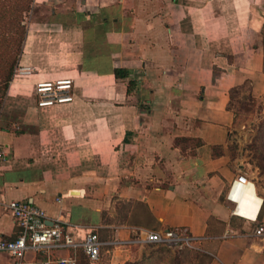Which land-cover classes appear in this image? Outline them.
<instances>
[{
  "label": "crops",
  "instance_id": "1",
  "mask_svg": "<svg viewBox=\"0 0 264 264\" xmlns=\"http://www.w3.org/2000/svg\"><path fill=\"white\" fill-rule=\"evenodd\" d=\"M60 78L72 101L37 107L35 83ZM242 89L264 98V0H33L5 93L19 109L0 122V196L95 229L100 264L173 227L200 239L205 264H264V188L238 189L235 213L227 197L245 173L230 152ZM16 231L0 208V238Z\"/></svg>",
  "mask_w": 264,
  "mask_h": 264
},
{
  "label": "built area",
  "instance_id": "2",
  "mask_svg": "<svg viewBox=\"0 0 264 264\" xmlns=\"http://www.w3.org/2000/svg\"><path fill=\"white\" fill-rule=\"evenodd\" d=\"M34 96L36 106L40 108L59 103L71 102L73 99L71 78L56 80H40L35 83ZM3 152L0 149V158ZM252 184L245 173L236 175L230 184L227 197L231 198L233 189ZM0 208L8 213L17 227L13 238H0V251L6 252L13 264H78L80 253L87 264H100L102 242L92 228L84 229L81 236L77 233L79 227L56 219L50 221L45 211L27 199L6 200L0 196ZM253 234L264 236V221L258 222L253 228ZM143 242L158 244H178L191 247L199 243V238L192 236L184 227L167 228L162 231H147ZM66 250V255L57 252ZM33 252L31 259L26 258L27 252Z\"/></svg>",
  "mask_w": 264,
  "mask_h": 264
},
{
  "label": "rangeland",
  "instance_id": "3",
  "mask_svg": "<svg viewBox=\"0 0 264 264\" xmlns=\"http://www.w3.org/2000/svg\"><path fill=\"white\" fill-rule=\"evenodd\" d=\"M15 104L14 100L5 99L0 92V122L9 125V115L17 113L19 109ZM231 107L235 113L232 130L235 143L230 147L231 155H237L245 165L244 172L248 173L246 176L256 186L264 188V171L258 165L263 160L256 156L260 154L259 151L264 154V98L249 97L245 89H242L234 94ZM141 244L142 253L140 246V252L135 253L130 264H205L206 261L203 256L206 253L200 243L191 247L147 242Z\"/></svg>",
  "mask_w": 264,
  "mask_h": 264
},
{
  "label": "trees",
  "instance_id": "4",
  "mask_svg": "<svg viewBox=\"0 0 264 264\" xmlns=\"http://www.w3.org/2000/svg\"><path fill=\"white\" fill-rule=\"evenodd\" d=\"M32 3L33 0H0V92L3 96L18 63L26 34V17ZM114 74L117 77L126 76L127 72L114 68ZM259 152L256 156L264 161V154ZM263 161L258 165L264 171Z\"/></svg>",
  "mask_w": 264,
  "mask_h": 264
},
{
  "label": "bare ground",
  "instance_id": "5",
  "mask_svg": "<svg viewBox=\"0 0 264 264\" xmlns=\"http://www.w3.org/2000/svg\"><path fill=\"white\" fill-rule=\"evenodd\" d=\"M241 188V187H240ZM239 187L237 188V189H233L232 191H231V194H230V196H231V198H235L236 199V192L238 191V189H240Z\"/></svg>",
  "mask_w": 264,
  "mask_h": 264
}]
</instances>
